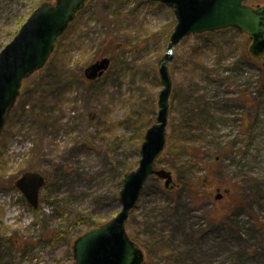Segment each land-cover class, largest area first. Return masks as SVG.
<instances>
[{"label": "rangeland", "instance_id": "374dc122", "mask_svg": "<svg viewBox=\"0 0 264 264\" xmlns=\"http://www.w3.org/2000/svg\"><path fill=\"white\" fill-rule=\"evenodd\" d=\"M55 1L0 0V50L36 6ZM175 22L174 8L156 0H87L22 80L0 132V264H70L88 229L71 219L97 226L118 213L123 175L140 159L135 121L155 122ZM111 40V66L88 80L84 68ZM252 44L227 26L173 45L154 163L172 180L149 175L125 222L142 264H264V51ZM27 170L46 178L37 207L15 182ZM202 179L195 192L181 185Z\"/></svg>", "mask_w": 264, "mask_h": 264}, {"label": "water", "instance_id": "95a60500", "mask_svg": "<svg viewBox=\"0 0 264 264\" xmlns=\"http://www.w3.org/2000/svg\"><path fill=\"white\" fill-rule=\"evenodd\" d=\"M87 0H56L36 6L23 25L0 50V132L5 116L28 73L42 67L74 15ZM174 8L176 22L170 32L167 52L159 65L162 87L158 93L155 122L146 127L141 142L137 168L123 175L119 199L121 207L107 222L91 227L73 241L74 260L70 264H142L144 251L129 238L125 222L129 211L138 201L149 175L164 180L170 187L171 171L156 168L154 163L165 146L168 116V96L171 79L167 62L173 45L186 34L217 30L233 26L252 37L251 49L264 51V5L253 7L244 0H156ZM110 58L101 57L90 63L83 72L89 80L100 77L110 65ZM33 207L38 206L40 189L45 184L43 173L27 170L15 180ZM221 194L218 193L217 197Z\"/></svg>", "mask_w": 264, "mask_h": 264}, {"label": "trees", "instance_id": "16d2710c", "mask_svg": "<svg viewBox=\"0 0 264 264\" xmlns=\"http://www.w3.org/2000/svg\"><path fill=\"white\" fill-rule=\"evenodd\" d=\"M108 52H104L103 53V56H106V55H108L109 53H111V52H113V50H115L117 47H118V45H117V43L115 42V41H113V40H111V42H110V44H108ZM109 58H110V60H111V63H112V57H110V56H108ZM111 63H110V66H111ZM109 66V67H110ZM108 67V68H109ZM152 111H153V109H152ZM135 123H137V131H139V139H140V142H142L143 141V138H144V133H143V135H142V131L144 132L145 130H146V127H148L150 124H146V127H145V125L143 126V124L142 123H140V122H136L135 121ZM46 179V178H45ZM203 179H202V182L201 181H199V182H201V183H195V184H192V185H190L189 184V182H181V185H183V187H187V188H189L191 191H193V192H195L199 187H201L202 186V183H203ZM208 194V193H207ZM203 195V194H202ZM81 221L83 222L84 221V223L85 224H87V228H91V227H94V225L92 224V222H90L89 221V219H88V217L87 216H81V217H79V218H75V219H71V222H72V224L73 225H76V223H81Z\"/></svg>", "mask_w": 264, "mask_h": 264}, {"label": "flooded vegetation", "instance_id": "af4514ba", "mask_svg": "<svg viewBox=\"0 0 264 264\" xmlns=\"http://www.w3.org/2000/svg\"><path fill=\"white\" fill-rule=\"evenodd\" d=\"M219 188V187H218Z\"/></svg>", "mask_w": 264, "mask_h": 264}]
</instances>
